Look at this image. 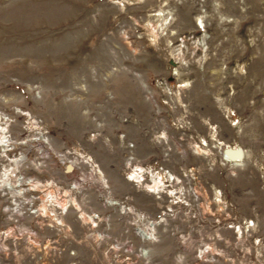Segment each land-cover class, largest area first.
I'll return each instance as SVG.
<instances>
[{
    "label": "rangeland",
    "instance_id": "1",
    "mask_svg": "<svg viewBox=\"0 0 264 264\" xmlns=\"http://www.w3.org/2000/svg\"><path fill=\"white\" fill-rule=\"evenodd\" d=\"M1 135L0 264H264V0H0Z\"/></svg>",
    "mask_w": 264,
    "mask_h": 264
},
{
    "label": "bare ground",
    "instance_id": "2",
    "mask_svg": "<svg viewBox=\"0 0 264 264\" xmlns=\"http://www.w3.org/2000/svg\"><path fill=\"white\" fill-rule=\"evenodd\" d=\"M183 79V78H182ZM19 111V110H18ZM25 116V115H24ZM5 132V131H4ZM3 131H1V133H2V135H3V133H4ZM0 136V142H1V146H3V147H5V149H6V147H8L9 146V141L8 140H6L5 139V137H3V136ZM8 139V138H7ZM41 142V141H40ZM42 142H44V140L42 141ZM51 151V150H50ZM50 153V152H49ZM55 155V154H54ZM55 157L56 158H58L60 161H63L64 160V157H62V156H59V155H55ZM47 158V157H46ZM21 160H22V157L20 156V157H18V158H15V159H13L10 163H11V165L9 166V167H7V168H5L1 173H0V188L2 189V191L4 190V191H9L11 194H12V196L14 195V197H20L21 198V196H20V194H21V191L20 190H17V191H15V188L18 186V187H23V184H25L27 181L25 180V178H23L22 176H19V172H18V169H19V165H20V163H21ZM83 160V159H82ZM228 160H231V159H229L227 156H224V161H228ZM231 161H235L236 163H239L241 160H231ZM230 161V162H231ZM83 162L85 163V164H88V163H86L84 160H83ZM75 162H69V166H68V168H67V173H73V171L75 170ZM92 164V163H91ZM93 165V164H92ZM91 165V166H92ZM90 166V167H91ZM99 170V169H98ZM137 171V170H136ZM140 173H142V172H140ZM167 173V172H166ZM99 175H100V177L98 178V180H99V182L101 183V179H103L101 176V173L99 172L98 173ZM91 176H84V175H82L81 177H79V178H77V179H75L74 180V188H78V187H81V185L83 184V183H85V184H88L89 185V183H92V181H93V178H92V174H90ZM151 175V174H150ZM137 176V174L135 175V178H137L136 177ZM139 176V175H138ZM141 176V175H140ZM147 176V175H146ZM98 177V176H97ZM132 177H133V175H132ZM141 177H143V174H142V176ZM91 178H92V181H91ZM159 178V177H158ZM129 180H130V178H129ZM144 180V179H143ZM156 180H157V178H153L152 179V181L151 182H155L154 184H156ZM105 181V180H104ZM131 181V180H130ZM160 181H161V179H160ZM12 182H13V185H12ZM15 182V183H14ZM94 182V181H93ZM132 182V181H131ZM134 182H136V181H134ZM141 182V181H140ZM171 182V181H170ZM138 183V182H137ZM174 183V182H173ZM15 184V185H14ZM96 184V183H95ZM98 184V183H97ZM101 185V184H100ZM106 185V184H105ZM152 185V184H151ZM90 186V185H89ZM104 185H102V187H103ZM161 187H162V185H160ZM33 187H35V186H33ZM36 189H37V187H35ZM104 188V187H103ZM164 189V188H163ZM102 190H105V189H102ZM108 193V192H107ZM157 193H158V190H157ZM102 196V195H101ZM100 196V197H101ZM169 196V195H168ZM64 208V207H63ZM45 209V208H44ZM138 215V214H137ZM140 217V216H139ZM138 217V218H139ZM140 219V218H139ZM94 221H95V218L94 217H86V223L87 224H93L94 223ZM143 239V238H142ZM153 240H154V238H153ZM156 242V241H155ZM203 255H204V253H203ZM202 255V256H203Z\"/></svg>",
    "mask_w": 264,
    "mask_h": 264
},
{
    "label": "water",
    "instance_id": "3",
    "mask_svg": "<svg viewBox=\"0 0 264 264\" xmlns=\"http://www.w3.org/2000/svg\"><path fill=\"white\" fill-rule=\"evenodd\" d=\"M225 156H227L231 160H242L243 153L240 149H238V150H226Z\"/></svg>",
    "mask_w": 264,
    "mask_h": 264
},
{
    "label": "built area",
    "instance_id": "4",
    "mask_svg": "<svg viewBox=\"0 0 264 264\" xmlns=\"http://www.w3.org/2000/svg\"><path fill=\"white\" fill-rule=\"evenodd\" d=\"M25 116H26V115H25ZM42 141H43V140H42ZM42 141H41V143H42V144H45V142H42ZM87 161H88V160H87ZM87 161H85L86 163H88L87 165L91 166V165H90V162H87Z\"/></svg>",
    "mask_w": 264,
    "mask_h": 264
}]
</instances>
